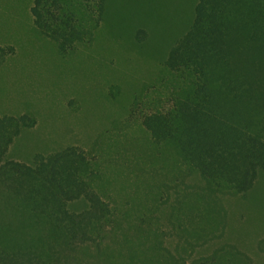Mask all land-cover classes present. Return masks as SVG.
<instances>
[{
  "label": "trees",
  "instance_id": "1",
  "mask_svg": "<svg viewBox=\"0 0 264 264\" xmlns=\"http://www.w3.org/2000/svg\"><path fill=\"white\" fill-rule=\"evenodd\" d=\"M23 9L0 12V264H264V0Z\"/></svg>",
  "mask_w": 264,
  "mask_h": 264
},
{
  "label": "rangeland",
  "instance_id": "2",
  "mask_svg": "<svg viewBox=\"0 0 264 264\" xmlns=\"http://www.w3.org/2000/svg\"><path fill=\"white\" fill-rule=\"evenodd\" d=\"M32 6V0H0V12L4 11V14L7 13L8 10L10 9H15V8H19V10L23 9L26 10V12H29L30 8ZM9 23H6V28L9 27L8 26ZM5 26V25H4ZM14 42H8V43H4V44H0V46H5V45H13ZM1 76V73H0Z\"/></svg>",
  "mask_w": 264,
  "mask_h": 264
}]
</instances>
